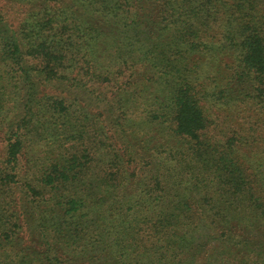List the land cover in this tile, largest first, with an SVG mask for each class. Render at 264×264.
<instances>
[{
    "label": "trees",
    "instance_id": "1",
    "mask_svg": "<svg viewBox=\"0 0 264 264\" xmlns=\"http://www.w3.org/2000/svg\"><path fill=\"white\" fill-rule=\"evenodd\" d=\"M226 55L230 62H223ZM216 66L223 68L219 80ZM130 76L155 89L151 106L158 109L150 110V120L171 121L191 153L173 145L147 160L150 179L134 193L124 192L123 166L100 173L87 148L47 163L46 139L54 132L80 138L85 123L77 109L86 106L43 91L55 85L67 94ZM207 77L209 83L201 80ZM87 93L112 106L94 88ZM209 96L250 98L264 114V0H0V264H70L77 257L95 264H198L192 241L200 227L212 237V210L230 226L215 238L246 237L252 226L258 231L264 170L252 158L246 171L249 158L236 155L234 137L224 146L205 139L209 120L201 100ZM128 99L117 102L124 118ZM203 206L208 211L200 215ZM139 221L151 223L155 241L138 244ZM34 227L39 241L32 240ZM262 241L242 242L256 252L241 264H264ZM209 257L203 263L216 264Z\"/></svg>",
    "mask_w": 264,
    "mask_h": 264
},
{
    "label": "rangeland",
    "instance_id": "2",
    "mask_svg": "<svg viewBox=\"0 0 264 264\" xmlns=\"http://www.w3.org/2000/svg\"><path fill=\"white\" fill-rule=\"evenodd\" d=\"M226 61L230 62L229 55L224 57L223 62ZM220 67L221 66H216L217 72L219 73H216L215 80L220 79V74L222 76L224 75L223 68L221 70ZM205 72L210 75L212 74L210 69H206ZM125 75L127 76V73ZM207 79L204 81V78H201L205 83H209V80H212L209 77H207ZM51 85L53 86V84ZM148 87L151 88L146 89L145 83L139 85V83L134 80V77L130 76L129 79L124 77L121 82L116 84H107L106 81L88 82L85 83L84 87L78 86L69 88L67 94L58 92L57 89H55L57 88L55 85L43 91L55 96H65L69 99L74 98L76 108L82 105L86 106V110L84 111L77 109L78 119L82 116L83 120H81V122L85 123L83 125L85 132L80 138L73 137L69 134L57 135V133L54 132L51 138L49 137L46 139L45 147H47L52 154L49 160H47V163H50V161L54 159H58L59 155H61V157H68L75 152L80 154L83 152L84 148H87L91 155L96 157V161L91 159L89 163L94 164L98 172L115 171V168L123 166L128 176V183L124 192L131 190V193H134L136 190H139L138 185L140 186V182L143 180L146 182L150 179L148 173H146V169L149 168L147 164L145 166L147 160L152 159L155 161V155L162 156L161 151L167 152L168 147L173 145L177 146V151L179 149L188 148L189 153H191L192 149L190 147L192 144L188 143L187 140L182 137L175 136L171 132L169 127L171 121L164 122L162 117H156L150 120L148 116L150 110L152 113L156 112L158 108L151 106L156 93H150L149 91L155 92V89L151 85H148ZM92 88H94L97 93L104 95L106 100L109 102L111 101L112 106L104 104L105 100L102 102L96 101L91 94L87 93V90ZM58 90L61 89L58 88ZM136 91H138L139 96H137V98L130 97L129 100L127 98L128 93L135 92L136 94ZM246 91H248L247 93H249L250 98L254 97L255 93L251 85H246ZM157 92V94L161 93L160 90H157ZM250 98H248L249 100L247 101L227 102L225 99L222 100L217 99L215 96H209L205 98V100H201L205 114L209 120V127L205 139L208 140V143L211 145L224 146L231 137H234V142L232 143H234V147L237 148L236 155L242 159L244 156L249 158L244 163L247 172L251 171L249 165L252 158L253 161H255V158L260 161V169L264 170V114L260 113V111L252 106L251 102L253 100ZM126 99H128V101L125 102V109L128 107L129 110L124 118L121 114L122 110L118 107L117 102L118 100ZM1 147L2 138L0 136V148ZM197 148V146H194L195 153H204L203 146L200 147L199 152H197ZM131 151L133 153H131ZM128 152L129 155H135V157L129 158ZM253 153L256 154L253 155ZM259 153L263 158L260 157ZM147 154L153 155L148 157ZM114 155L120 156L119 162L116 161ZM108 161L113 166V169L109 166ZM113 162H116V164ZM113 164H115V166ZM43 169L44 166L39 167L40 174ZM73 189L74 188H72V190ZM198 205L200 206V204ZM206 208V206H203L200 215ZM37 214L38 211L32 212V222L36 221ZM208 219L214 220L215 224H217V228L212 232V237L205 233V230L207 231L206 227H200L199 234L195 235L192 241V250H190V254L196 256L195 258L198 264H204L203 262H206V258L210 260L209 255L212 256L216 264H241L243 263L242 258L244 259L246 257L250 260L255 256L256 251L246 249L242 242L248 239L255 244L256 239L264 240V234L260 233L264 225V220H262L261 216H259L260 223L257 227L258 231L252 226L249 233L245 230L244 233L246 237H243L242 232L240 236L232 235V238H215L216 232V234H219L221 228H230V226L229 224L226 225V220L221 216L218 217L213 210L208 211ZM209 220L207 221V219H205L204 221L200 218L199 222L203 224L204 222L208 223ZM139 222L142 223L138 225L140 231V238L136 239L138 244L141 241L142 244L155 241L156 239H152L153 236H151L154 230L151 223L146 224L143 221ZM211 226L215 228L213 225ZM37 235V228H32V240L39 241ZM198 235L200 236L199 238L197 237ZM40 239L45 238L41 237ZM149 239L151 240L149 241ZM38 244H40V242ZM198 245H200V249L195 250L198 248ZM248 248L251 249L250 247ZM254 248L258 250V248ZM87 259V257H77L73 262H70V264H95L93 258L89 262ZM129 264H134V261H130Z\"/></svg>",
    "mask_w": 264,
    "mask_h": 264
}]
</instances>
